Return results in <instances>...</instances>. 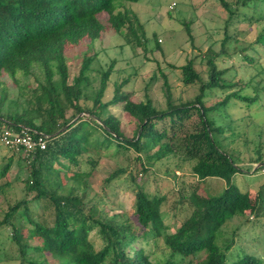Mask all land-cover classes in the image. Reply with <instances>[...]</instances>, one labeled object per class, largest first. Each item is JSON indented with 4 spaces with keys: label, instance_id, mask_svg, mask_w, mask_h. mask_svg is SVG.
Returning a JSON list of instances; mask_svg holds the SVG:
<instances>
[{
    "label": "trees",
    "instance_id": "16d2710c",
    "mask_svg": "<svg viewBox=\"0 0 264 264\" xmlns=\"http://www.w3.org/2000/svg\"><path fill=\"white\" fill-rule=\"evenodd\" d=\"M137 1L0 0V128H26L32 134L43 133L49 138L45 149L24 155L30 167L25 189L31 196L10 205L0 225H11V239L21 264H157L146 245L150 236L161 233L168 256L159 264H176L175 257L190 264H260V258L252 254H234L231 248L235 244L236 229L226 237L223 227L245 209L250 215L263 217L264 193L258 189L248 204L246 193L233 182L241 168L218 138L226 129L225 124L217 123L211 115L232 100L250 106L260 98L258 87H252L253 95L231 90L222 99L207 105L208 91L225 90L234 85L224 77L227 69L217 66L219 52L211 49L204 55L207 80L201 77L193 59L180 66L184 84L199 83L194 98L174 102L163 74L165 107H157L148 95L140 100L130 98L122 89L127 77L115 81L112 97L103 101L114 60L99 71V85L90 106L81 104V99H84L82 83L89 81L87 71L93 55L84 56L78 72L69 81L65 56L68 45L84 39L92 41L111 28L121 36L124 45L145 47L144 24L130 6ZM218 1L228 13L227 27L238 14L239 6L255 5L261 0ZM101 12L106 13L105 20L100 17ZM184 24L191 39L189 24ZM229 38L230 34L226 33L221 51ZM246 49L256 54L264 52V30L243 51ZM243 57L249 61L254 59L245 52ZM36 70L41 71L42 80L31 88L22 80L34 76ZM6 78L14 82L18 95L24 99L21 102L16 98L15 111L7 107L10 101ZM26 93L32 94V101ZM117 103H121L134 123L132 134H127L120 120L108 111L110 105ZM89 122L100 131L99 135L90 137ZM111 145L134 150L143 170L155 161L178 156L182 161L193 162L191 172L198 180L218 177L225 180V186L218 194H208L201 207L193 206L173 231L166 230L160 213L163 197L149 195L138 184L133 211L136 221L107 216L102 211L95 215V202L91 198L85 200L91 169L85 171L80 164L84 161L93 168L96 159L92 152ZM15 154L11 151L0 164V178L10 169ZM260 157L258 161L264 166ZM73 166L80 179L74 178L65 184L56 182L58 173L70 171ZM118 172L122 169L106 177L104 185ZM33 200L49 208L47 216L40 214L35 219L30 215L29 204ZM20 217H24L29 227L26 235L14 223L13 219ZM92 228H96L102 240L99 249L87 237Z\"/></svg>",
    "mask_w": 264,
    "mask_h": 264
},
{
    "label": "rangeland",
    "instance_id": "374dc122",
    "mask_svg": "<svg viewBox=\"0 0 264 264\" xmlns=\"http://www.w3.org/2000/svg\"><path fill=\"white\" fill-rule=\"evenodd\" d=\"M227 1L233 3L234 0ZM130 4L144 24L147 36L144 48L124 45L121 36L109 28L92 41L84 39L65 49L69 81L78 72L84 56L93 55L90 70L87 71L89 81L82 83L84 99H81V104L90 106L99 85V71L106 69L112 60L114 65L102 96L103 101L112 97L115 81L127 77L122 89L130 98L140 100L148 95L157 107H165L163 74L167 77L174 102L190 100L198 93L199 83L184 84L180 66L188 59H193L195 68L207 80L208 66L204 55L209 49L219 52L216 56L217 66L227 69L224 77L234 85L225 90L217 88L208 91L205 97L207 105L222 99L231 90L239 89L244 94L253 95V86L260 89V98L250 106L232 100L226 107L211 113L217 123L225 124L226 129L218 138L241 168L234 175L233 182L240 191L246 193L249 204L258 189L264 193V166L258 161L259 155L261 161L264 160V52L256 54L249 49L243 51V48L264 30V0L255 5L239 6L238 14L227 27L228 13L218 0H138ZM100 17L105 20L106 13L101 12ZM186 22L190 27L191 39L185 28ZM226 33L230 34V38L225 42L224 51H221ZM244 52L254 59L249 61L244 58ZM18 76L21 77L20 74ZM6 80L7 98L10 101L7 107L15 111L16 98L21 102L24 99L18 95L19 89L14 82L10 78ZM41 80L42 73L36 70L34 76L22 82H28L32 88ZM27 95L29 101H32V94ZM108 108L120 120L126 133L132 134L134 123L122 109L121 103L112 104ZM71 112L68 111V116ZM87 128L91 130L90 137L100 134L90 122ZM92 154L96 159L95 166L91 168L89 163L83 161L80 167L85 171L91 169L85 200L91 198L95 202V215L102 211L107 216L136 221L133 211L135 185L138 184L149 195L163 197L160 213L167 226L166 230L173 231L193 206L201 207L208 194H218L225 186V180L218 177L198 180L191 172L193 162L182 161L178 156L155 161L143 170L141 162L136 160L137 153L130 148L101 146L100 150ZM10 155L11 150L0 143V164ZM23 157V154H15L10 169L0 178V220L10 205L31 196L25 189L30 167ZM74 167L70 171L58 173L56 182L65 184L71 183L74 178L80 179L81 175L75 173ZM116 169H122V172H118L104 185V179ZM49 212V208L42 207L40 201L33 200L29 204V213L35 219L40 214L47 216ZM16 218L13 219L16 226L22 228L23 235L28 234L29 227L24 217ZM234 229L235 244L231 248L232 252L252 254L260 258V264H264V216L255 217L245 209L226 222L223 227L224 236L230 237ZM11 233L10 224L0 225V264H21ZM87 237L95 249L101 248L102 240L96 228L89 230ZM150 239L146 248L151 251V258L159 264L168 256L163 234L150 236ZM174 259L176 264H190L179 261V257Z\"/></svg>",
    "mask_w": 264,
    "mask_h": 264
},
{
    "label": "built area",
    "instance_id": "2783aa9c",
    "mask_svg": "<svg viewBox=\"0 0 264 264\" xmlns=\"http://www.w3.org/2000/svg\"><path fill=\"white\" fill-rule=\"evenodd\" d=\"M48 141V135L32 134L26 128L18 130L10 127L0 128V143L18 154L26 155L35 149H45Z\"/></svg>",
    "mask_w": 264,
    "mask_h": 264
}]
</instances>
